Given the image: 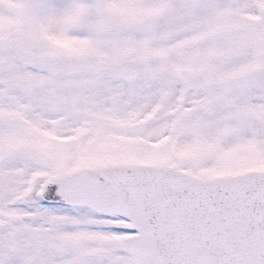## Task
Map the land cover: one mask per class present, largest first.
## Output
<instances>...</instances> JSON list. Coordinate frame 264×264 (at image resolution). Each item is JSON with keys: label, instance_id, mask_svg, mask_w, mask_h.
Segmentation results:
<instances>
[{"label": "snow or ice", "instance_id": "6c2138e0", "mask_svg": "<svg viewBox=\"0 0 264 264\" xmlns=\"http://www.w3.org/2000/svg\"><path fill=\"white\" fill-rule=\"evenodd\" d=\"M0 264H264V0H0Z\"/></svg>", "mask_w": 264, "mask_h": 264}]
</instances>
